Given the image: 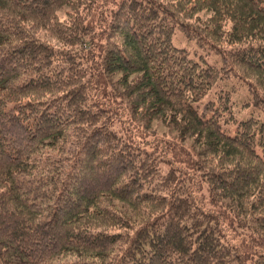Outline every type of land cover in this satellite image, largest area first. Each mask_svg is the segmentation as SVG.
<instances>
[{
  "label": "trees",
  "instance_id": "obj_1",
  "mask_svg": "<svg viewBox=\"0 0 264 264\" xmlns=\"http://www.w3.org/2000/svg\"><path fill=\"white\" fill-rule=\"evenodd\" d=\"M0 264H264V0H0Z\"/></svg>",
  "mask_w": 264,
  "mask_h": 264
},
{
  "label": "rangeland",
  "instance_id": "obj_2",
  "mask_svg": "<svg viewBox=\"0 0 264 264\" xmlns=\"http://www.w3.org/2000/svg\"><path fill=\"white\" fill-rule=\"evenodd\" d=\"M61 16H62V14H61ZM179 35L180 36H183L181 34H179ZM179 37L176 39V41L179 44V46H187L188 44H190V43H187V42L186 43H183L182 40ZM162 123L163 122H161L159 120L153 121L152 128L156 129V132H158V133H164L166 131V129H165V127H164V125Z\"/></svg>",
  "mask_w": 264,
  "mask_h": 264
}]
</instances>
